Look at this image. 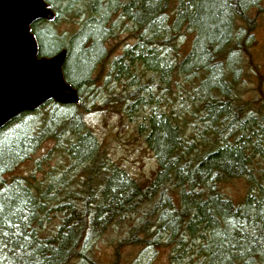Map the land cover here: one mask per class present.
<instances>
[{
	"label": "trees",
	"instance_id": "trees-1",
	"mask_svg": "<svg viewBox=\"0 0 264 264\" xmlns=\"http://www.w3.org/2000/svg\"><path fill=\"white\" fill-rule=\"evenodd\" d=\"M44 1L54 15L30 24L37 53L65 50L63 77L78 101L49 99L0 127V264H98L86 235L129 215L138 223L125 242L168 247L170 264H264V172L256 177L252 165L254 155L264 156V113L234 89L256 27L250 10L264 11V0ZM137 65L148 71L144 79ZM104 73L133 85L112 98L127 115L146 112L137 130L157 168L145 185L108 163L83 121L84 99ZM177 100L185 102L181 123ZM188 117L201 124L197 144L184 136ZM46 140L65 153L67 167L44 183L15 176ZM242 175L255 186L237 205L219 182ZM53 211L60 223L41 236Z\"/></svg>",
	"mask_w": 264,
	"mask_h": 264
},
{
	"label": "rangeland",
	"instance_id": "rangeland-1",
	"mask_svg": "<svg viewBox=\"0 0 264 264\" xmlns=\"http://www.w3.org/2000/svg\"><path fill=\"white\" fill-rule=\"evenodd\" d=\"M250 14L256 18V27L250 45L249 57L241 59L244 72L240 71L234 89L236 96L243 100L255 101L253 106L264 113V11L254 8L250 10ZM239 22L237 21V24ZM71 28V26H61L62 30ZM191 37L192 35L189 33L181 37L179 43L182 53L187 52L190 48ZM132 70L141 75V79L147 77L148 71L140 65L132 67ZM128 80L123 78L112 80L111 76L106 73L102 74L101 78L91 87L92 92H89L84 99L89 110L84 114L83 121L105 150L108 163L121 167L130 177L145 185L152 179L157 168L154 154L144 141L143 135L137 130V124L142 121L146 112L135 111L129 116L125 111L124 104L112 99L125 92L126 85L130 87L129 89L132 88L133 85H129ZM175 87L172 90L176 93ZM179 100L173 108L178 111L176 116L181 123L184 117L181 110L184 108L185 102L180 103ZM192 104L189 102L187 106L191 107ZM193 119L194 117L185 118L183 132L185 137H194V142L197 144L200 140L198 130H200L201 124L192 121ZM34 121L33 118L29 120L30 124ZM54 146L52 140L42 142L35 153L14 167V175L44 183L50 179V171L55 176L60 174L61 170L67 167L68 162L60 147L56 146L54 149ZM252 165L255 176L262 175L260 171L264 172V156L254 155ZM32 175H34L33 178H31ZM6 176L9 178L8 174ZM262 180V177L259 178L260 182ZM253 185L255 186V183L253 184L249 176L242 175L219 182V189L234 204L238 205L248 193L253 191L251 190ZM73 189L74 187L71 186L70 190ZM61 216L60 212L53 211L49 220L44 223L40 235L48 236L54 232L60 223ZM137 223V216L129 215L119 224L110 225L99 236L87 234L84 245H86L88 255L98 264H113L114 262L170 264L171 251L168 250V247L127 244L125 242L129 228ZM71 264L88 263L74 260Z\"/></svg>",
	"mask_w": 264,
	"mask_h": 264
},
{
	"label": "water",
	"instance_id": "water-1",
	"mask_svg": "<svg viewBox=\"0 0 264 264\" xmlns=\"http://www.w3.org/2000/svg\"><path fill=\"white\" fill-rule=\"evenodd\" d=\"M44 0H0V127L17 114L45 101L71 104L77 92L65 81V50L39 56L30 24L52 19Z\"/></svg>",
	"mask_w": 264,
	"mask_h": 264
}]
</instances>
